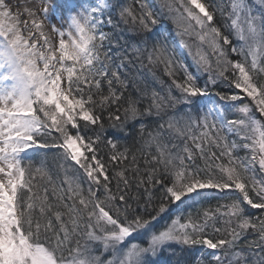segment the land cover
<instances>
[{"label": "snow or ice", "instance_id": "snow-or-ice-1", "mask_svg": "<svg viewBox=\"0 0 264 264\" xmlns=\"http://www.w3.org/2000/svg\"><path fill=\"white\" fill-rule=\"evenodd\" d=\"M0 264H264V0H0Z\"/></svg>", "mask_w": 264, "mask_h": 264}, {"label": "trees", "instance_id": "trees-1", "mask_svg": "<svg viewBox=\"0 0 264 264\" xmlns=\"http://www.w3.org/2000/svg\"><path fill=\"white\" fill-rule=\"evenodd\" d=\"M165 257L168 258V254L167 253H165L161 258L164 259Z\"/></svg>", "mask_w": 264, "mask_h": 264}, {"label": "rangeland", "instance_id": "rangeland-1", "mask_svg": "<svg viewBox=\"0 0 264 264\" xmlns=\"http://www.w3.org/2000/svg\"><path fill=\"white\" fill-rule=\"evenodd\" d=\"M162 259V258H161ZM164 259H167V257H165Z\"/></svg>", "mask_w": 264, "mask_h": 264}]
</instances>
